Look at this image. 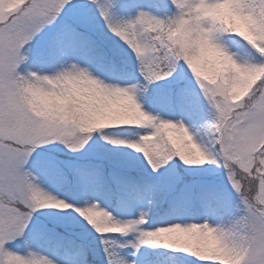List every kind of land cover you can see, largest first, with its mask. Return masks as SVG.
<instances>
[{"label":"snow or ice","instance_id":"snow-or-ice-1","mask_svg":"<svg viewBox=\"0 0 264 264\" xmlns=\"http://www.w3.org/2000/svg\"><path fill=\"white\" fill-rule=\"evenodd\" d=\"M0 264H264V0H0Z\"/></svg>","mask_w":264,"mask_h":264}]
</instances>
